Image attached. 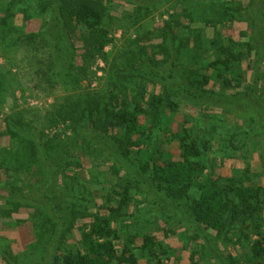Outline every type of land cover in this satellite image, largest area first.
I'll return each mask as SVG.
<instances>
[{"label": "trees", "instance_id": "1", "mask_svg": "<svg viewBox=\"0 0 264 264\" xmlns=\"http://www.w3.org/2000/svg\"><path fill=\"white\" fill-rule=\"evenodd\" d=\"M116 1L134 7L132 14L141 20L173 0L4 2L0 50L29 45L46 52L47 67L38 77L51 86L91 85L97 60L110 65L105 49L113 43L109 9ZM238 1L197 2L191 17L210 31L173 17L155 46L141 45L143 37L130 39L104 71L109 78L104 91H77L55 108L60 121L70 123L67 141L45 139L23 113L6 120L12 151L0 149V170L24 176L31 187L20 179L1 183L6 193L0 192V217L32 209L29 220L45 253L1 245L0 264H140L142 258L165 264L173 257L179 264H264V187L248 185L258 169L251 154L261 152L256 139L264 136V99L258 92L264 0L249 8ZM18 15L43 19L40 32L24 33L14 23ZM237 23L248 31L238 33ZM180 30L187 32L184 39ZM212 83L230 92H214ZM237 88L242 90L234 92ZM183 104L198 118L182 113ZM239 108L257 115L254 127L226 126L225 116ZM245 147L253 152L241 157L244 168L232 169L234 154ZM260 160L262 167L264 154ZM225 168L232 169L230 176ZM143 196L147 205L138 208ZM136 212L153 215L146 220L160 226L176 225L170 232L163 227L166 239L182 230L187 260L166 241L140 231ZM222 242L232 251L222 252Z\"/></svg>", "mask_w": 264, "mask_h": 264}, {"label": "rangeland", "instance_id": "2", "mask_svg": "<svg viewBox=\"0 0 264 264\" xmlns=\"http://www.w3.org/2000/svg\"><path fill=\"white\" fill-rule=\"evenodd\" d=\"M199 0H173L169 3H164L158 6L152 14L143 17L141 20H136L134 12V7L128 5L121 1H116L111 5L109 9L110 15L114 18L112 26L109 28L111 30L110 37L113 38V43L108 46L105 51L107 53L108 64H112L115 56L119 51L125 49L128 45V41L131 39H137V37H143L145 40L139 42L141 45L152 47L159 43L158 38L160 29L163 28L165 22L170 21L171 18H185L183 21L190 25V28L196 29L200 28L203 32L210 31L206 24L196 22L191 14L198 8L197 2ZM218 1V0H217ZM4 2H12V0H0V4ZM240 4H243L244 8L257 7V0H239ZM5 5H0V18L4 17ZM181 16V17H180ZM179 17V18H178ZM193 20H190V19ZM186 20V21H185ZM15 25L22 27L24 33L31 35L40 32L43 26V19L32 18L29 20L22 19L21 15H18L14 20ZM236 28L238 33L240 31H248V27L242 23H237ZM182 39L187 35V32L180 30ZM239 35V34H238ZM237 35V36H238ZM34 52V53H33ZM106 65L102 59H98L96 65L92 68V71L96 73V80L93 81L91 85L84 81L78 88L75 85L58 83L57 85H52L47 82H43L38 77L40 71L46 70L47 67V55L46 52H41L40 49H32L31 46H20L13 49L0 50V149H7L12 151V141L9 136L4 135L5 123L9 117L18 118L20 113H23L24 120L27 124H30L34 129H39L43 131L45 139H53L59 136L63 141H67L72 135V131L69 128L70 123L67 121L64 123L58 118L56 107H59L65 102V98L71 97L77 91H89L95 94H100L104 91L109 78L104 71H108L109 66ZM38 72V73H37ZM251 81L250 73L246 76L244 80V87H248ZM260 86H258V92L264 99V68L261 74ZM243 87V89H244ZM212 91L222 94H227L230 90H225L221 85L212 83L210 85ZM242 88H237L233 90L234 92H240ZM182 113L187 114L192 119L198 118L199 114L192 107L183 104ZM235 114H228L225 116L226 126L229 128H235L239 130L243 127H254L255 123L259 120L257 115L252 113L250 110H244L239 108L234 112ZM263 118V117H261ZM264 119V118H263ZM181 118H179V121ZM260 141L261 152H255L251 154L253 157L252 163L256 164L258 168L256 175L252 177V180L248 185L258 187H264V166H260V153L264 154V136L258 137ZM245 147L242 151H238L234 154L232 158V169H237L241 172L242 168L245 166L243 155H248L253 150L252 148L247 150ZM9 151V152H10ZM56 152V151H55ZM171 152L174 155H178V149L176 145L171 146ZM253 152V151H252ZM55 155H57L55 153ZM230 165V164H229ZM97 166V163L94 167ZM103 170H106V165H101ZM259 166L261 168H259ZM87 168L89 166L87 165ZM231 168V167H230ZM225 168L223 171L227 175H231V170ZM71 174V173H69ZM8 176L3 170H0V184L9 182V184L16 183L19 179L24 181L26 187L30 188L29 183L26 178L15 172H10ZM85 175L88 178L87 172ZM37 180V179H36ZM0 192L5 194L6 191L0 188ZM138 208L146 206L145 199L148 197H139ZM144 199V201H143ZM133 208V205H132ZM33 214V210L29 208H20L16 211H11L5 217H0V246L1 245H11L15 248V251L20 253L26 252L27 249L35 250L32 255L45 253V247L41 245V238L38 235V229L34 230L32 223L30 222V217ZM139 224L138 229L140 231H147L150 234L156 235L159 239L166 241L170 244L173 249H175L179 256H182L185 261L188 257V251L184 248L183 239L180 235L182 230L176 232V235L170 234L169 238H165V230L170 232V229L175 227L173 223L162 226L157 225L156 222L146 220V217L140 216L137 212L135 213ZM153 219V215L147 217V219ZM159 218V217H158ZM155 219V217H154ZM143 220V221H142ZM20 221H26L24 224H20ZM145 221V222H144ZM158 221H161L160 219ZM174 221V220H172ZM161 223V222H160ZM162 227V228H159ZM164 227V229H163ZM180 235V236H179ZM219 249L222 252L231 250V246L223 242L220 243ZM39 255V257H41ZM140 264H150L145 258L141 259ZM165 264H179L175 258L172 261H165ZM211 264V263H208Z\"/></svg>", "mask_w": 264, "mask_h": 264}]
</instances>
